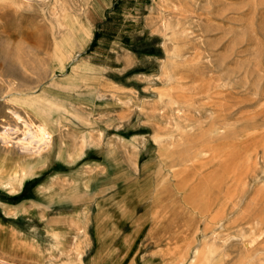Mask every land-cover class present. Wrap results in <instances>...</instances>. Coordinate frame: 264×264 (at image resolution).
Listing matches in <instances>:
<instances>
[{"label":"rangeland","instance_id":"rangeland-1","mask_svg":"<svg viewBox=\"0 0 264 264\" xmlns=\"http://www.w3.org/2000/svg\"><path fill=\"white\" fill-rule=\"evenodd\" d=\"M135 222L142 264H264V0H0V264H122Z\"/></svg>","mask_w":264,"mask_h":264},{"label":"bare ground","instance_id":"bare-ground-1","mask_svg":"<svg viewBox=\"0 0 264 264\" xmlns=\"http://www.w3.org/2000/svg\"><path fill=\"white\" fill-rule=\"evenodd\" d=\"M14 117L16 118L17 122L24 120L23 117L17 113H14ZM56 122H59V120L56 119ZM31 125H32L31 128L33 130L32 131L33 134L28 138V141H25L23 143H22V141H20L21 143L19 142V144H20L19 149L21 150L22 153L30 155V156L33 153L36 154V156H31L28 158L41 157L38 155V152H45L46 150H48L46 152V154H47L50 150H52L54 147V139L55 138H53L51 131L49 129H47L46 127H44L43 125H39V124L37 125L35 123H32ZM60 135H61V133H60ZM58 137H59V135H58ZM46 154L44 155V159H46V157H45ZM1 199H3V198H1ZM95 205L97 206V208L103 209L101 207L103 205H101L100 200H97L95 202ZM100 213H102V210ZM137 229H138V223L135 222V224L133 225V228L131 229L130 235L134 237ZM81 264H98V262H97V260H93V259H89V260L82 259Z\"/></svg>","mask_w":264,"mask_h":264},{"label":"crops","instance_id":"crops-1","mask_svg":"<svg viewBox=\"0 0 264 264\" xmlns=\"http://www.w3.org/2000/svg\"><path fill=\"white\" fill-rule=\"evenodd\" d=\"M59 135V137H58ZM54 147L52 150H50L47 154H46V160H49L51 158V156L55 153V151H60L62 148H63V140H62V137L60 135V131H59V128H57L54 132ZM60 138V139H59ZM56 141V142H55ZM58 142V143H57ZM58 145V146H57ZM50 156V157H49ZM105 204V203H104ZM104 207V206H103ZM95 212H94V215L96 212H98V208L97 206L95 205ZM114 215H115V212H113ZM113 215V216H114ZM112 216V217H113ZM120 218V217H119ZM121 219V218H120ZM119 219V222H121ZM95 218L93 217V236H92V239H91V245L93 246V244H97V241L100 238V236L102 237V239L105 237L104 233L102 232V235L99 236V238L97 237L96 233H95ZM115 228V233H121V230H122V227L121 225L119 226H114ZM141 225H139L137 231H136V234L133 238H131L132 240H128V233L127 235L124 234V238L123 240L121 241L122 243H126L127 240H128V249L126 250V252H122V251H116L114 252V256L119 258V259H126L127 260L125 261V263L123 262L122 264H136L134 261L137 260L138 261V264H142L143 262V257L141 255V251H142V241H138V239L141 237V233H142V230H141ZM130 231V230H129ZM123 234V233H121ZM108 237L110 238V235H108ZM109 242V246H111V239L108 240ZM131 253V254H130ZM86 258V257H85ZM85 258H82V259H85Z\"/></svg>","mask_w":264,"mask_h":264}]
</instances>
